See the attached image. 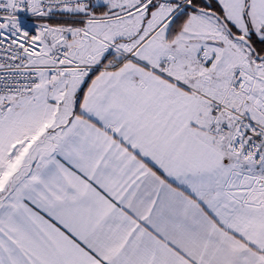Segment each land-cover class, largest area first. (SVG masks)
I'll return each mask as SVG.
<instances>
[{
	"label": "snow or ice",
	"instance_id": "6c2138e0",
	"mask_svg": "<svg viewBox=\"0 0 264 264\" xmlns=\"http://www.w3.org/2000/svg\"><path fill=\"white\" fill-rule=\"evenodd\" d=\"M0 264H264V0H0Z\"/></svg>",
	"mask_w": 264,
	"mask_h": 264
}]
</instances>
